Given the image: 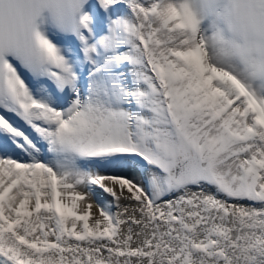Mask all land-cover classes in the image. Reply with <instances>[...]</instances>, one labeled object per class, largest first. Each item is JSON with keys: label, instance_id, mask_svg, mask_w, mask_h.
<instances>
[{"label": "snow or ice", "instance_id": "snow-or-ice-1", "mask_svg": "<svg viewBox=\"0 0 264 264\" xmlns=\"http://www.w3.org/2000/svg\"><path fill=\"white\" fill-rule=\"evenodd\" d=\"M0 264H264V0H0Z\"/></svg>", "mask_w": 264, "mask_h": 264}, {"label": "bare ground", "instance_id": "bare-ground-1", "mask_svg": "<svg viewBox=\"0 0 264 264\" xmlns=\"http://www.w3.org/2000/svg\"><path fill=\"white\" fill-rule=\"evenodd\" d=\"M94 213H95V209H93Z\"/></svg>", "mask_w": 264, "mask_h": 264}]
</instances>
